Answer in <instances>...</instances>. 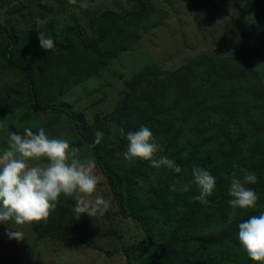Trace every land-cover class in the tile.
<instances>
[{
  "label": "trees",
  "instance_id": "trees-1",
  "mask_svg": "<svg viewBox=\"0 0 264 264\" xmlns=\"http://www.w3.org/2000/svg\"><path fill=\"white\" fill-rule=\"evenodd\" d=\"M11 1L0 0V9ZM98 1L85 0L87 6ZM132 1L135 5L124 12L102 9L89 17L84 11L90 39L74 17L72 24L60 25L58 31L54 19L45 18L46 9L40 1L33 4L26 0L23 7L6 11L7 17L0 21V70L17 71L22 85L6 82L0 86V117L23 106L35 113L59 110L71 118L88 146L94 143L97 130L105 132L91 152L119 214L138 222L145 233L141 241L124 248L128 264H202L199 261L205 259L207 264H258L240 245L238 225L264 211V79L243 55L227 60L196 56L171 72L143 66L127 84L124 99L91 124L82 113L57 102L58 94L91 80L120 53L132 49L139 29L146 33L160 25L149 0ZM29 6L37 7L35 14L22 13V9L30 10ZM38 32L54 39L55 53L41 48ZM141 125L158 138L162 154L187 171L185 178L145 161L128 165L116 155L127 146L119 129L127 133ZM234 163L255 173L258 182L247 187L259 194V200L257 209H237L232 215L228 205L231 173L243 175L232 167ZM197 165L217 181L207 204L195 199L200 193L191 170ZM190 181L188 191H183L182 186ZM140 182L148 185L152 195L146 210L133 207L128 198L130 188ZM69 214L74 216L60 203L46 226L34 222L31 228L41 236L54 230L58 240L85 242L61 228L62 221L71 220Z\"/></svg>",
  "mask_w": 264,
  "mask_h": 264
},
{
  "label": "rangeland",
  "instance_id": "rangeland-1",
  "mask_svg": "<svg viewBox=\"0 0 264 264\" xmlns=\"http://www.w3.org/2000/svg\"><path fill=\"white\" fill-rule=\"evenodd\" d=\"M30 1L33 4L40 1L46 9L45 18L54 19L58 31L60 25L69 23L74 17L84 33L88 34L87 39L92 36L88 33L90 27L84 11L93 17V11L111 9L124 12L135 5L132 0H99L82 10L79 4H70L69 0ZM149 1L154 7L152 15L155 19L159 16L160 25L146 33L139 29V38L132 49L120 53L91 80L82 81L58 94V103L82 113L81 116L91 124L96 117L112 112L124 99L127 84L143 66H157L171 72L196 56L227 60L234 55H243L264 79V0ZM25 4L26 0L11 1L0 9V21L7 17L6 11L12 12ZM29 8L22 9V13L33 11L35 14L37 7ZM58 9L57 16L55 12ZM11 18L15 19L16 15ZM6 82L19 87L22 75L9 69L0 70V86ZM104 126L107 129V125ZM24 127H30L34 132L43 127L50 138L65 139L70 147H78V158L94 157L66 113L59 110L35 113L27 106L0 117V154L7 147L9 133L23 134ZM31 163L46 166V161ZM95 174L98 178L97 190L102 193L106 205L100 206L101 210L95 217L87 214L79 217L75 201L71 198H62L60 202L74 215H67L71 220L66 218L62 221L61 228L85 242L58 240L54 230L41 236L31 227L13 225L25 234V240L18 242L9 239L6 226L0 224V264H128L124 248L141 241L145 233L138 222L119 214L107 180L98 166ZM181 175L185 178L187 171L183 169ZM147 188L148 185L143 182L130 188L128 198L133 207L141 206L146 210L151 205L152 195ZM94 195L86 197L90 204H94ZM191 260L195 262L196 259ZM205 261L199 263L207 264Z\"/></svg>",
  "mask_w": 264,
  "mask_h": 264
},
{
  "label": "clouds",
  "instance_id": "clouds-1",
  "mask_svg": "<svg viewBox=\"0 0 264 264\" xmlns=\"http://www.w3.org/2000/svg\"><path fill=\"white\" fill-rule=\"evenodd\" d=\"M69 3L77 4V0H69ZM79 6L86 8L87 3L81 0ZM38 39L45 51H57L54 39L45 32H38ZM119 133L126 138L127 146L116 155L122 156L128 165L145 161L158 170L164 167L174 173L182 172L175 160L162 154V145L148 126L141 125L138 130L127 133L121 128ZM94 135V143L88 146L90 151L101 142L104 134L97 130ZM79 152L78 147H70L69 141L65 139L50 138L43 127L35 132L30 127H24L23 134L9 133L7 147L0 154V224L6 226L9 239L18 242L25 240L24 232L13 225L31 227L34 222L37 225L43 222L46 226L62 198L75 201V211L79 217L81 214L95 217L101 210L100 206L105 205V200L97 190V161L94 157L82 160L77 156ZM184 156L187 157V153ZM38 161H46V166L30 164ZM232 167L239 169L235 163ZM239 171L243 173L242 176L233 171L230 177L228 195L231 199L228 205L232 215L236 214L237 209H257L259 200V194L247 187L258 182L255 173L247 169ZM191 175L200 193L195 199L207 204V197L216 188V178L198 165L193 166ZM191 183L183 185L182 190L188 191ZM171 190L175 191V185H172ZM93 195L94 204H90L86 197ZM238 240L252 261L264 264V211L239 223Z\"/></svg>",
  "mask_w": 264,
  "mask_h": 264
}]
</instances>
